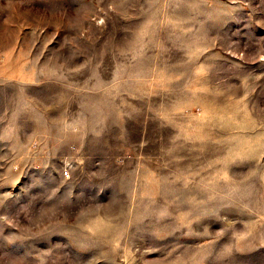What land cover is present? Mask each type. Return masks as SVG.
I'll list each match as a JSON object with an SVG mask.
<instances>
[{"label":"rangeland","instance_id":"obj_1","mask_svg":"<svg viewBox=\"0 0 264 264\" xmlns=\"http://www.w3.org/2000/svg\"><path fill=\"white\" fill-rule=\"evenodd\" d=\"M0 264H264V0H0Z\"/></svg>","mask_w":264,"mask_h":264},{"label":"built area","instance_id":"obj_2","mask_svg":"<svg viewBox=\"0 0 264 264\" xmlns=\"http://www.w3.org/2000/svg\"><path fill=\"white\" fill-rule=\"evenodd\" d=\"M66 174H68V171H65Z\"/></svg>","mask_w":264,"mask_h":264}]
</instances>
